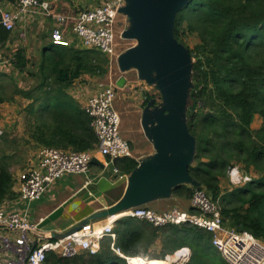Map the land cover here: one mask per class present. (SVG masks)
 I'll return each instance as SVG.
<instances>
[{"label":"trees","instance_id":"trees-1","mask_svg":"<svg viewBox=\"0 0 264 264\" xmlns=\"http://www.w3.org/2000/svg\"><path fill=\"white\" fill-rule=\"evenodd\" d=\"M174 35L183 45L190 35L199 38L194 48L185 45L194 61L186 117L197 143L189 174L199 187L183 185L173 189V195L190 201L196 188L206 190L220 207L225 226L264 242V0H191L176 17ZM10 38V32L0 26V46ZM15 57L20 71L27 70L30 60L25 51L18 50ZM36 68L30 72L38 80L35 87L15 85L11 98L2 100L15 102L16 96L27 100L22 109L25 141L38 149L95 151L99 142L91 118L69 89L83 75L106 76L109 59L94 50L50 44L44 47ZM145 96L147 106L153 96ZM257 116L262 124L253 129ZM13 138L5 130L0 136V203L17 197L11 166L20 150ZM138 166L136 158L115 163L126 176ZM235 167L251 181L225 192L221 182ZM114 232L116 239L103 240L96 255L66 259L50 253L46 262L127 264L111 248L114 243L130 258L164 259L188 247L191 257L186 264H227L217 260L212 235L195 226L155 227L125 217L116 221Z\"/></svg>","mask_w":264,"mask_h":264},{"label":"built area","instance_id":"built-area-1","mask_svg":"<svg viewBox=\"0 0 264 264\" xmlns=\"http://www.w3.org/2000/svg\"><path fill=\"white\" fill-rule=\"evenodd\" d=\"M126 0H103L94 9H79L75 16L53 15L55 23L51 29L49 43L57 47L94 50L106 56L111 63L117 54V29ZM50 16L46 0H0V26L10 34L18 27H24L31 16ZM24 38V34L22 35ZM10 42L7 41L6 45ZM1 57V46H0ZM116 89L111 85L100 88L89 97L84 109L91 118L97 138L95 151L77 152L61 148H40L33 167L18 177V201L25 208L17 207L18 202L6 200L0 203V258L2 264H45L48 254L55 253L61 258L72 259L82 254L96 255L106 238L116 239L114 232L117 217H110L104 226L89 222L72 235L59 240L43 238L37 232V225L30 219L31 205L39 200L55 182L67 175H81L89 171L92 159L100 153L113 165V171L120 179L126 176L115 167L125 158H135L130 143L121 133V116L115 108ZM4 130L0 128V136ZM231 177L251 181L250 176L240 175L237 167L231 169ZM192 211L174 208L157 212L150 208L136 207L124 215L155 227L168 225H191L212 235L211 245L227 264H264V242L251 233L225 226L220 207L204 189L196 188L190 200ZM111 248L119 256L133 264V258L125 257L119 249ZM172 255V254H171ZM173 264H186L191 250L181 248L170 259ZM147 259V258H145Z\"/></svg>","mask_w":264,"mask_h":264},{"label":"water","instance_id":"water-1","mask_svg":"<svg viewBox=\"0 0 264 264\" xmlns=\"http://www.w3.org/2000/svg\"><path fill=\"white\" fill-rule=\"evenodd\" d=\"M190 1L126 0L120 10L130 20L125 36L137 45L119 57V66L122 71L135 69L142 80L156 83L163 105L158 107L151 100L143 113L142 125L156 153L140 161L129 176L126 198L102 216L112 217L124 209L169 196L173 189L188 182L199 187L189 174L197 143L189 132L186 117L194 61L188 48L174 35L176 17ZM91 164L99 162L94 157ZM89 222L66 233H52L51 239H64Z\"/></svg>","mask_w":264,"mask_h":264},{"label":"crops","instance_id":"crops-1","mask_svg":"<svg viewBox=\"0 0 264 264\" xmlns=\"http://www.w3.org/2000/svg\"><path fill=\"white\" fill-rule=\"evenodd\" d=\"M102 1L103 0H46L49 4V13L51 15L31 16L27 20L26 25L33 29L38 28L42 31L49 23L52 24L53 27L55 23L53 15L63 14L75 16L79 9H94L100 5ZM79 92L82 93V96L74 97L82 106H85L90 96L97 93V91H90L86 88H81ZM142 120L143 114L142 117H140L139 128L141 133L145 134L147 137L145 139L150 143L151 150L149 153L141 155L138 159L135 156L139 163L142 160L150 159V157L156 153L154 144L148 138L142 125ZM261 124V120L255 118L252 128L258 129ZM121 129V132H123L125 136L131 134V124L128 119H122ZM38 150L39 149H37L36 154H33L31 157L29 156L22 162H17V157L14 156L11 171L16 180L14 186V191L16 193L19 186V175L35 165ZM138 151V148H135L133 153H139ZM95 158L98 160L99 164H91L86 174L67 175L61 178L50 186L39 200L31 205L29 210L30 219L37 225V232L43 238H51L52 233H66L87 220H91L96 226H104L108 223L111 216H102V214L115 208L126 198L129 190V176L125 175L126 177L124 179H120V177L114 173L113 165L108 164L106 157L100 153H96ZM185 186L194 187V184L188 182ZM13 200L18 202L17 207L22 209L25 208V205L18 201V193L17 197ZM139 207L150 208L157 212H164L174 208L187 211L192 210L190 201L174 196L173 190L169 196L158 197ZM133 208L136 207H130L120 211L115 215L117 220L125 218L124 214ZM160 248L161 245L158 242L154 250L158 253ZM2 262L3 260L0 258V264H2ZM45 264L48 263L46 262Z\"/></svg>","mask_w":264,"mask_h":264},{"label":"rangeland","instance_id":"rangeland-1","mask_svg":"<svg viewBox=\"0 0 264 264\" xmlns=\"http://www.w3.org/2000/svg\"><path fill=\"white\" fill-rule=\"evenodd\" d=\"M51 29L52 24L50 23L47 24L42 31L38 28L33 29L27 25L23 28L19 26L16 32L11 34L10 42L4 47H1L0 86H2L3 89H0V127L14 137L13 140L16 143L15 147L18 151L20 150L16 154L17 162H22L29 156H33L38 149L31 143L26 142L24 138L25 121L22 109L27 104V100H24L20 96L15 97V102H3L2 100L11 98L15 85L23 89H29L37 85L38 80L31 76L30 72H36V66L40 60L44 47L50 45L48 41ZM129 29L130 20L124 15L120 16L118 21L116 48L119 56L134 45H137L135 40L128 39L125 36V32ZM23 34L24 38L22 37ZM184 43L189 48H194V46L199 43V38L196 35H190L185 38ZM20 49L25 51L26 58L30 60L27 70L24 71H20L14 63L16 59L15 55ZM120 82H122L121 85ZM111 85L116 89L117 96L115 108L119 112L121 120L123 118L128 119L131 124V134L125 136L123 132H121L122 136L130 143L133 151L135 148H138L139 153L134 152L138 159L141 155H145L151 150L150 143L145 139L147 137L145 134L141 133L139 128L140 117H142L144 109L146 108V106H144L145 95L148 94L153 96L152 100H154L155 105L161 107L163 103L162 96L161 94L159 95L160 90L156 83L151 84L142 80L137 70L131 69L122 71L117 59H115L113 63L109 61V73L106 76L92 77L90 75H83L79 81L69 89V93L71 95L73 94L72 96L79 97L82 96V93L79 92L81 88H86L90 91H98L100 88ZM256 118L260 119L262 122L260 117L257 116ZM2 140L1 138V141ZM8 146L4 145V148H13ZM240 175H242L241 171ZM240 184H243V182L232 179L231 171L229 172L228 178L221 182L223 191L225 192L236 189ZM171 256H173V254ZM217 256L218 261L222 260L220 254H217Z\"/></svg>","mask_w":264,"mask_h":264},{"label":"bare ground","instance_id":"bare-ground-1","mask_svg":"<svg viewBox=\"0 0 264 264\" xmlns=\"http://www.w3.org/2000/svg\"><path fill=\"white\" fill-rule=\"evenodd\" d=\"M178 256H172L170 259H177ZM133 264H170L169 261H165L164 259L160 260H148L145 258H133Z\"/></svg>","mask_w":264,"mask_h":264}]
</instances>
